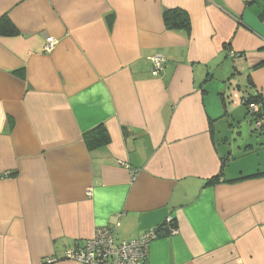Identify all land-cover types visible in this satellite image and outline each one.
<instances>
[{"label": "crops", "instance_id": "1", "mask_svg": "<svg viewBox=\"0 0 264 264\" xmlns=\"http://www.w3.org/2000/svg\"><path fill=\"white\" fill-rule=\"evenodd\" d=\"M0 20V264H82L65 250L112 225L157 230L143 264H264V131L232 99L264 102V0H0ZM244 117L259 138L228 151L216 125Z\"/></svg>", "mask_w": 264, "mask_h": 264}, {"label": "built area", "instance_id": "2", "mask_svg": "<svg viewBox=\"0 0 264 264\" xmlns=\"http://www.w3.org/2000/svg\"><path fill=\"white\" fill-rule=\"evenodd\" d=\"M57 42V39L47 37L44 41L43 51L46 53L52 51ZM149 59L152 64L151 74L156 76L161 70L165 58L161 55H153ZM237 95L233 96L237 97ZM249 108L252 111L258 110L255 104H251ZM261 124L262 121H259L256 126ZM167 222L172 224L171 231L176 232L173 219L169 217ZM157 236V230L151 229L135 239L117 241L115 225L103 226L97 228L91 238L74 242L65 250L62 259L82 264H143L148 254L149 243ZM57 261L58 258L48 257L43 260V264H52Z\"/></svg>", "mask_w": 264, "mask_h": 264}, {"label": "trees", "instance_id": "3", "mask_svg": "<svg viewBox=\"0 0 264 264\" xmlns=\"http://www.w3.org/2000/svg\"><path fill=\"white\" fill-rule=\"evenodd\" d=\"M163 21L167 29L182 30L185 32H189L190 30V20L188 14L182 8L176 7V8H169L164 10ZM0 32L1 33L12 32V28L8 23H5V26L2 25V29L0 28ZM234 98L238 99L239 102H241L245 106L247 113L252 117L251 123L256 124L257 122L262 121L261 126L259 128L258 127L255 128L260 129V131H264V102L262 96L259 93H250V94H244L242 96L237 95V97L233 96L232 99ZM251 104L257 105L258 110L257 111L250 110L249 106ZM108 141H109V137L106 133V129L103 126H98L84 134V142L89 150L101 147L107 144ZM225 161L226 160H222V166L224 165ZM258 175H260V172H255L253 174L242 176L236 179H230L228 181L233 182L240 179L256 177ZM207 183H210V181Z\"/></svg>", "mask_w": 264, "mask_h": 264}, {"label": "rangeland", "instance_id": "4", "mask_svg": "<svg viewBox=\"0 0 264 264\" xmlns=\"http://www.w3.org/2000/svg\"><path fill=\"white\" fill-rule=\"evenodd\" d=\"M239 85H241V82L239 81V79H237L235 86H239ZM236 92L239 96H242L245 93L242 90H236ZM233 101L236 102L237 104L239 103V100H237V99H234ZM238 106H241V108H244L245 114H247V110L244 106L242 107V105L240 103L238 104ZM247 115L249 116V114H247ZM241 123H243V124L240 126V128L237 127L238 126L237 124H234V127L230 128L228 126L226 119H223L219 124L216 125L217 131H219L218 137L220 136V138H223V137L228 138V145L226 146V149L228 151L232 150V145L235 142V139L239 138V133H237L238 129H240V131H242L243 137L245 135L246 137L250 136L251 138H254V137L259 138V135L255 132H253L254 126L249 125V121L246 120L245 117Z\"/></svg>", "mask_w": 264, "mask_h": 264}]
</instances>
